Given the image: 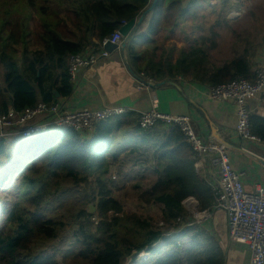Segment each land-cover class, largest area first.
<instances>
[{
    "label": "trees",
    "instance_id": "1",
    "mask_svg": "<svg viewBox=\"0 0 264 264\" xmlns=\"http://www.w3.org/2000/svg\"><path fill=\"white\" fill-rule=\"evenodd\" d=\"M15 1L13 9L3 4L4 9H0V61L5 69L4 82L11 93V106L16 110L35 105L39 96L51 102L55 89L61 95H69L72 91L68 78L69 56L93 45L92 37L102 42L120 29L123 22L141 16L139 27L146 19L148 26L130 38L128 53L138 67L158 79L164 77L165 67L170 73L182 71L184 74L193 68L210 84L228 82L239 76L250 81L256 78L244 53L207 71L201 57L198 59L204 51L202 48L183 49L176 64L151 63L150 70L144 52L151 37L158 43L161 30L167 31L169 37L174 26L190 24L198 13L200 25H205L208 10H215L217 15L222 9L245 7L248 0H217L215 5L212 0H42L39 4L36 0ZM53 4L60 6L54 11L58 17L62 19L59 10L63 8L70 15L68 21L80 26L82 32L72 31L80 40L61 38L54 31L59 20L47 15L40 22L41 28L45 26L48 31L40 36L47 43L44 55L48 54L49 58L44 57L43 50L35 49V58L27 60L31 50L19 45L28 42V35L37 30L32 25L31 10L39 6L44 16L46 11H53ZM20 52L24 69L17 62ZM7 110L6 99L0 94V113ZM125 119V114L107 119L90 136L71 128L43 132L30 137L32 142L27 150L22 145L27 138L21 135H14L21 138L18 142L14 141L16 137L9 142L0 140V186L21 175L18 196L0 229V264H72L70 260L75 256L80 259L77 264H122L126 260L130 264H226V251L218 238L199 225L183 204L188 197H194L200 211L213 210L216 198L212 186L197 173L195 151L178 126L167 129L159 125L143 131L136 123L142 143L153 147L154 161V180L139 198L158 207L160 220L169 225H152L147 219L125 213L121 202L112 195L107 180L115 158L107 155L106 145ZM250 125L252 132L264 140V117L251 114ZM61 180L69 183L64 186L57 182ZM82 184L92 186L96 212L81 210L76 214L74 220L79 223L72 236L75 243L60 258L54 253L59 247L51 246L50 242L59 238L64 222L55 215L52 205L59 203L64 193L80 189ZM96 213L99 214L97 223L92 219ZM142 252L148 255L137 260Z\"/></svg>",
    "mask_w": 264,
    "mask_h": 264
},
{
    "label": "crops",
    "instance_id": "2",
    "mask_svg": "<svg viewBox=\"0 0 264 264\" xmlns=\"http://www.w3.org/2000/svg\"><path fill=\"white\" fill-rule=\"evenodd\" d=\"M36 1L38 4L40 2L42 3V0ZM213 1L215 0L211 1L212 4H214ZM51 7H53V11H46L47 14L44 13V16L43 13L39 11V6L37 9L31 10V13L34 15L33 27H35L37 31L43 30L47 32L48 29L45 28V26L41 28L42 23L40 22V18L45 19L48 15L49 18H53L56 21L59 20L58 27L54 29L56 33L59 32L66 36H68L66 33H70L72 36H68L70 38L68 41L80 40L79 37L72 33V31L82 32L80 31V26L71 24L68 21L67 18L70 15L68 16L67 13H64L63 8L59 10L62 19L58 17L57 13H54L55 8H60L58 4H53ZM217 13L216 15L213 9H210V11L208 10L205 14V25H200V21L198 20L200 14L198 13L195 16L197 19L191 21L190 24L180 23L174 26L172 31L179 30L183 34V40H185L179 41L178 47H183L185 44L191 42V47L185 49V51L197 48L204 49L200 56L198 55V59L199 57H204L203 59L200 58V60L201 64L203 66L205 65L204 67L207 71L243 53L250 59L254 71L259 67H264V23L254 21L253 24H245L244 17L248 18L250 16L246 8L239 10L235 8L222 9L221 11H217ZM216 17H218V19H216ZM225 18L226 22L228 21L227 23H225ZM139 24L135 28L139 30L138 32L133 29L131 34L125 37L126 47L122 52L113 50L109 57L101 58L91 68L80 69L76 73L74 81H70L68 74L69 83L72 86L71 93L69 95H61L57 89H55L56 94L52 101H63L71 110L85 107L103 108L106 105L128 108V111L124 113L126 119L122 127L113 134L112 141L106 145L108 148L107 155L110 158L114 156L115 160L124 152L139 150L144 147L149 149L152 147L151 144L142 143L141 133L136 125L139 114L142 111L148 110L156 104L158 109L162 112L191 115L193 118V127L198 136L206 140L213 139L226 143L234 167L243 171L245 174L244 186L246 190L254 191L257 187L264 186V140L260 138L261 140L258 142L244 141L236 132L237 108L235 101L231 99L224 101L212 99L208 93L209 87L212 84L204 80V78H201L202 75H198L199 71H193V68H191L189 73L184 74L182 71L170 73L169 68L165 67L163 70L164 77L161 76L160 79H158L151 73H147L144 69L138 67L136 61L129 56L128 44L131 37L147 28L148 19H146L142 26L139 27ZM213 33L218 34L215 40L212 39ZM91 39L93 45L87 46L84 51L102 48L101 41H97L94 37ZM199 39L202 40V43ZM148 40H150V42L146 43L147 45L144 46L145 56H147L146 52L152 46L157 48L158 44H156L152 37ZM43 42V45L39 42L33 44L29 42L23 44L20 42L19 47L22 49L25 48L28 51L29 49L31 50L29 52L30 56L28 55L27 58V60H31L35 58V49H41L43 50V55L45 54L47 43L44 40ZM210 47L211 49L215 48L216 50L220 49L222 51H216V54L210 56V52H207L208 49L206 50V48ZM182 50L183 49L179 50L175 58L170 55L169 57L160 59L156 64H176L182 54ZM44 57L48 60L49 55L46 54ZM18 58V64L21 66V69H24L22 52H20ZM215 59H217V61H215ZM151 66V64L148 65L149 70ZM142 71L148 76L155 78L157 82L165 81L164 84L158 86L152 85L149 89H138L136 87V78ZM191 73H193V75ZM4 74L5 69L3 72V84L5 87H0V94L5 97L9 110L12 108L11 93L8 91L6 83L4 82ZM47 85H49V82ZM37 90H39V88H37ZM39 100H43L41 96H39ZM248 106L252 115L264 117V101H261L259 98H252L249 100ZM124 114L117 116H122ZM96 128L94 131H96ZM16 134L17 133L10 134L3 139L9 142L16 137L14 136ZM193 158L197 173L202 176L210 186L214 185L216 177L218 176V169L216 166L211 163L208 156L204 158L202 163H198L195 156ZM185 200L183 204L185 208H187ZM194 200L198 206V201L195 198ZM199 225L218 238L220 245L226 251V264H249V249L229 239L228 218L225 211L216 210L209 219L199 223Z\"/></svg>",
    "mask_w": 264,
    "mask_h": 264
},
{
    "label": "built area",
    "instance_id": "3",
    "mask_svg": "<svg viewBox=\"0 0 264 264\" xmlns=\"http://www.w3.org/2000/svg\"><path fill=\"white\" fill-rule=\"evenodd\" d=\"M124 38L118 29L103 39L102 48L71 54L67 61L70 81L75 80L80 69H89L101 58L110 56L111 51L105 48L107 42L116 45L114 50L122 52ZM255 73V81L239 76L228 82L210 85L208 93L214 100H234L237 108L236 132L244 141L258 142L261 140L260 137L251 130V111L248 102L252 98L264 101V67H259ZM155 83L157 80L144 71L136 78L138 89H149ZM127 111L128 108L115 105L71 110L60 100L52 102L39 100L35 105L22 110L11 108L0 114V140L14 133L30 138L56 128H71L83 136H90L100 122ZM192 121L191 115L162 112L156 104L142 111L138 117V125L143 131L153 130L159 125L167 129L178 126L195 151L198 163L209 157L211 163L218 169V176L212 185L216 198L213 210H198L193 197L185 200V204H188L187 209L194 214L197 223L209 219L215 210L225 211L229 239L249 249V264H264V186H259L254 191L246 190L245 174L234 167L226 143L201 138L195 132ZM140 255L137 260H141Z\"/></svg>",
    "mask_w": 264,
    "mask_h": 264
},
{
    "label": "rangeland",
    "instance_id": "4",
    "mask_svg": "<svg viewBox=\"0 0 264 264\" xmlns=\"http://www.w3.org/2000/svg\"><path fill=\"white\" fill-rule=\"evenodd\" d=\"M246 1L247 0H245L244 2ZM15 2V0H0V9H4L2 7L3 5L4 7H12L11 9H13V5L15 4ZM215 2L216 0L213 1L214 5L216 4ZM245 8L250 15L248 18L244 17L245 24H253L254 21H257L258 23H264L262 22L264 21V0H248L245 7L239 6L235 9L239 10ZM7 28L8 27L5 26L6 30H8ZM32 31L33 33L29 34L27 37L28 42L32 44L39 42L43 45L44 42L40 36V33H43V30L37 31L34 29ZM62 32L66 33L64 31ZM16 34L18 35V32H16ZM57 34H59L63 39L66 40L70 39L68 36H72L70 33H66L68 36L62 35L59 32ZM217 36L218 34L213 33L212 39H217ZM169 37L170 38L167 37V31L162 30L160 32V34L157 36V48L152 46L146 52V61L148 65H150L151 63L156 64L160 59L169 57L170 55L175 58L180 49L185 50L191 47V42L185 44L183 47H178L179 41H185L183 40V34L179 30H173L170 33ZM199 40L202 43V40ZM206 50L207 52H210V56L216 54V51H222L220 49L216 50L215 48L211 49V47L206 48ZM18 57L17 60L19 62ZM215 61H217V59H215ZM3 72L4 65L0 61V87H5L3 84ZM191 74L193 75V73ZM20 139L19 137H16L14 141L18 142V140ZM31 142V138L25 139L22 144L23 148L27 150L31 146ZM152 149V147H150L149 149L144 147L139 150L127 151L121 154L120 157L117 158L111 165V171L108 175L107 184L112 189V195L121 202L125 213L129 215H136L142 219H147L152 225L158 226L163 222L167 226L169 224H167L163 220H160L161 213L159 211V208L152 204H146L139 198L141 192L147 189L151 185V182L154 180V161L152 158ZM20 176V174H17L11 181H8L0 186V229L2 228L3 222L18 196ZM113 176H115V178H113ZM57 182H61V184L64 186L69 183V181L65 180ZM93 194L94 193L92 192L91 185L82 184L80 189L76 188L67 191L63 194L59 203L52 205V208L55 209V215L61 217V220L64 222V228L63 231L60 232L59 238L50 242L51 246L59 247L55 248L54 253L58 254L60 258H62L61 255H63V252L69 250V248H73L72 245L75 243L76 239L72 236L74 235L79 223L77 222L78 220H74L76 214L81 210H87V212L89 213L96 212L97 200L93 198ZM185 205L188 208V204ZM197 209L199 210L198 206ZM188 212L191 213L189 210ZM191 214L194 215L193 213ZM92 219L97 223L99 221V214L96 213ZM145 256H147V253L144 252H142V254L140 255L141 259H143ZM78 260L80 259L75 256V258L70 260V262L72 264H77ZM122 264H130V261H123Z\"/></svg>",
    "mask_w": 264,
    "mask_h": 264
},
{
    "label": "water",
    "instance_id": "5",
    "mask_svg": "<svg viewBox=\"0 0 264 264\" xmlns=\"http://www.w3.org/2000/svg\"><path fill=\"white\" fill-rule=\"evenodd\" d=\"M142 20H143V16H141L138 20L136 18L129 20L128 22H126L125 24L121 26L120 32L122 33L124 37H128L133 31V29H135ZM115 47L116 45L110 42H107L105 44V48L111 52L115 49ZM125 47H126V41H124L122 44V48L125 49ZM168 81L171 82L170 80ZM164 82L165 81H160V82L155 83L154 85L158 86L160 84H164Z\"/></svg>",
    "mask_w": 264,
    "mask_h": 264
},
{
    "label": "clouds",
    "instance_id": "6",
    "mask_svg": "<svg viewBox=\"0 0 264 264\" xmlns=\"http://www.w3.org/2000/svg\"><path fill=\"white\" fill-rule=\"evenodd\" d=\"M120 30V29H119ZM124 41H125V39H124ZM142 254V253H141Z\"/></svg>",
    "mask_w": 264,
    "mask_h": 264
}]
</instances>
